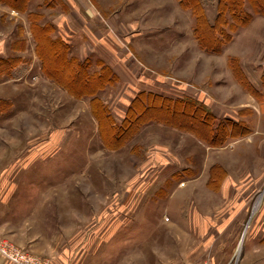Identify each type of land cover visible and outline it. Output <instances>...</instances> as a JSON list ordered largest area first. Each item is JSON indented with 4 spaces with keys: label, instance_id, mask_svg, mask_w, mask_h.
<instances>
[{
    "label": "rangeland",
    "instance_id": "obj_1",
    "mask_svg": "<svg viewBox=\"0 0 264 264\" xmlns=\"http://www.w3.org/2000/svg\"><path fill=\"white\" fill-rule=\"evenodd\" d=\"M25 215L69 264H264V0H0V238Z\"/></svg>",
    "mask_w": 264,
    "mask_h": 264
},
{
    "label": "crops",
    "instance_id": "obj_2",
    "mask_svg": "<svg viewBox=\"0 0 264 264\" xmlns=\"http://www.w3.org/2000/svg\"><path fill=\"white\" fill-rule=\"evenodd\" d=\"M15 207L20 209L21 206L16 205ZM22 207L28 210L26 206ZM30 218H33V221L29 222L27 215L23 218L20 217L18 220H7V241L22 248L35 257L49 259L51 264H69L68 260L70 257V250L72 249L70 248L71 243L62 246L58 244L57 247H55V243L52 244L50 240L46 243L41 232V222H37L35 215H31ZM106 223H112L111 225H107V227H125L131 225L129 222H120L119 220H107ZM104 226L106 227V225ZM0 264L11 263L0 255Z\"/></svg>",
    "mask_w": 264,
    "mask_h": 264
},
{
    "label": "trees",
    "instance_id": "obj_3",
    "mask_svg": "<svg viewBox=\"0 0 264 264\" xmlns=\"http://www.w3.org/2000/svg\"><path fill=\"white\" fill-rule=\"evenodd\" d=\"M22 1V0H21ZM42 29V28H41ZM43 29H44V27H43ZM43 29L41 30V31H43ZM44 32V31H43ZM51 45H53V46H60L61 47V49H62V54L61 55H63V57H64V65H65V68H64V70L65 71H67V70H71V66L74 68V70H76V72L79 74V75H83L84 76V79H85V82L86 83H90V82H92L93 80H98V81H100L102 78H104V76H105V74L104 73H100L99 75H94L93 77H88L87 76V72H88V68L85 66V63H83L82 61H79L78 59H76V58H71L69 61L68 60H66L65 59V56L68 54L67 53V47H68V45L67 44H65V43H63V42H60V41H51V40H49L48 41ZM48 47H45V49H47ZM46 52H48V51H46ZM46 59V58H45ZM44 58H42L41 59V61H42V69H43V73L46 75V76H48V77H50V78H53V79H55L58 83H59V85H61L62 87H66L65 85H63L61 82H60V80L58 79V78H61L62 80L64 79V76H65V73L63 72V68L61 69V70H53V72L52 71H50L48 68H47V66H46V60H45ZM51 61L53 62V63H56V61H60V59H53L52 57H51ZM64 75V76H63ZM57 77V78H56ZM66 78V77H65ZM67 80L68 81H66L67 82V84L69 85V87H71L73 84H74V82H75V80H71V79H68L67 78ZM67 88V87H66ZM68 89V88H67ZM69 90V89H68ZM70 91V90H69ZM162 104L163 105H161V108L162 107H165L166 106V109L168 110V112L169 113H178V111H179V109H176V108H174V105H172L171 103H166V101H164V103L162 102ZM181 112H184L183 110H180Z\"/></svg>",
    "mask_w": 264,
    "mask_h": 264
},
{
    "label": "built area",
    "instance_id": "obj_4",
    "mask_svg": "<svg viewBox=\"0 0 264 264\" xmlns=\"http://www.w3.org/2000/svg\"><path fill=\"white\" fill-rule=\"evenodd\" d=\"M0 255L11 264H49V261L35 257L22 248L0 238Z\"/></svg>",
    "mask_w": 264,
    "mask_h": 264
},
{
    "label": "bare ground",
    "instance_id": "obj_5",
    "mask_svg": "<svg viewBox=\"0 0 264 264\" xmlns=\"http://www.w3.org/2000/svg\"><path fill=\"white\" fill-rule=\"evenodd\" d=\"M260 202H261V198L258 200V202L256 204V208L259 206Z\"/></svg>",
    "mask_w": 264,
    "mask_h": 264
}]
</instances>
